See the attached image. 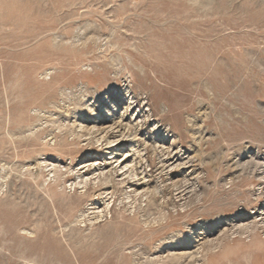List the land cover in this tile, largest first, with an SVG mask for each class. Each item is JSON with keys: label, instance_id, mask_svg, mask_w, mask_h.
Returning a JSON list of instances; mask_svg holds the SVG:
<instances>
[{"label": "rangeland", "instance_id": "374dc122", "mask_svg": "<svg viewBox=\"0 0 264 264\" xmlns=\"http://www.w3.org/2000/svg\"><path fill=\"white\" fill-rule=\"evenodd\" d=\"M0 264H264V0H0Z\"/></svg>", "mask_w": 264, "mask_h": 264}, {"label": "bare ground", "instance_id": "6f19581e", "mask_svg": "<svg viewBox=\"0 0 264 264\" xmlns=\"http://www.w3.org/2000/svg\"><path fill=\"white\" fill-rule=\"evenodd\" d=\"M118 124V123H117ZM123 125V124H122ZM130 126V125H129ZM95 127V126H94ZM115 127V126H114ZM121 127V125H119L118 127H115V128H113V126H111V127H105V142L108 140V137L109 136H116V134L117 133H121L122 131H120V130H118L119 128ZM126 128H128V127H126ZM87 129H89V128H87ZM118 130V131H117ZM125 130V129H124ZM129 130H131V129H129ZM134 130V129H133ZM90 133L92 132V130L90 129V130H88ZM97 131V130H96ZM101 131H102V129L101 128H99L98 129V133L100 132L101 133ZM128 132V131H127ZM126 132V133H127ZM129 134V133H128ZM127 134V135H128ZM133 135H134V133H132ZM102 135V134H101ZM104 135V134H103ZM121 135V134H120ZM119 135V136H120ZM122 135H124V133L122 134ZM126 135V136H127ZM132 135V136H133ZM84 137V136H83ZM88 137V136H87ZM129 137V136H128ZM93 138V137H92ZM101 138H103V136H101ZM115 138V137H114ZM125 138V137H124ZM131 138V137H130ZM90 139V138H89ZM97 139H99V138H97ZM96 139V140H97ZM121 139V138H120ZM95 140V139H94ZM122 140V139H121ZM131 140V139H130ZM104 141V140H103ZM110 141H112L111 139H110ZM135 141V140H134ZM136 141H137V139H136ZM97 142H99V144L101 143V140H99V141H97ZM109 143H111V142H109ZM114 143V144H113ZM113 143L110 145V147L108 146V144H107V146H108V150L109 151H111V150H113L114 148H117L118 146H120L119 144H120V140H119V138H117V136H116V138L115 139H113ZM104 144V143H103ZM100 146V145H99ZM132 150H134V148L132 149ZM108 151V152H109ZM137 151V150H136ZM134 153H137V152H134ZM163 153V152H162ZM167 153H168V151H167ZM167 153H165V154H167ZM130 155V154H129ZM131 156V155H130ZM139 156V155H138ZM141 156V155H140ZM113 157V156H112ZM135 157H137V156H135ZM168 157V156H167ZM114 158V157H113ZM124 158V157H123ZM138 158V157H137ZM170 158V157H169ZM167 159V158H166ZM165 161V160H164ZM125 162H127V158H126V160L124 161V163ZM168 162H169V160H168ZM133 165V164H132ZM135 165V164H134ZM133 165V166H134ZM127 166H128V164H127ZM164 166H166V165H164ZM122 167V166H121ZM129 167H131V166H129ZM126 168V167H125ZM131 169H133V168H131ZM128 171V173H129V170H127ZM134 171V170H133ZM124 175H126L127 174V172H125V173H123ZM138 177V176H137ZM136 177V178H137ZM82 178V177H81ZM84 179V178H83ZM139 179V178H138ZM145 179V178H144ZM96 180V179H95ZM141 180V179H140ZM85 181H86V179H85ZM84 181V182H85ZM139 181V180H138ZM133 183V182H132ZM81 184V183H80ZM136 185H137V183H136ZM86 186V185H85ZM84 186V187H85ZM133 187V186H132ZM131 187V188H132ZM177 187V186H176ZM179 187V186H178ZM188 191V190H187ZM135 192H137V190L135 191ZM134 192V193H135ZM155 193V192H154ZM107 194H109V193H107ZM181 196V195H180ZM185 196V195H184ZM106 198H107V196H106ZM182 198V197H181ZM262 215H263V213H262ZM102 217H103V215H102Z\"/></svg>", "mask_w": 264, "mask_h": 264}]
</instances>
